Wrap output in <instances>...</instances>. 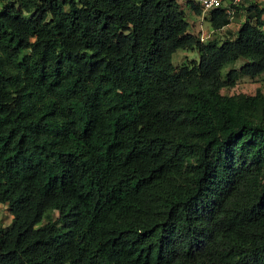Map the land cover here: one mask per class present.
I'll return each mask as SVG.
<instances>
[{"label": "trees", "instance_id": "1", "mask_svg": "<svg viewBox=\"0 0 264 264\" xmlns=\"http://www.w3.org/2000/svg\"><path fill=\"white\" fill-rule=\"evenodd\" d=\"M239 11L200 42L177 0H0V264H264V95L220 93L264 81V0Z\"/></svg>", "mask_w": 264, "mask_h": 264}, {"label": "rangeland", "instance_id": "2", "mask_svg": "<svg viewBox=\"0 0 264 264\" xmlns=\"http://www.w3.org/2000/svg\"><path fill=\"white\" fill-rule=\"evenodd\" d=\"M181 8L183 9V4H181ZM185 14V20L188 25L187 32L192 35H200V33L203 36H206L209 31H211V28L209 26V23L207 19L201 20L197 14H194L192 10H190L188 7H185L184 9ZM244 16V14L242 15ZM241 15L239 13L234 15V18L229 24V27H227L224 30L215 31L212 34H210V38H216L220 39V37H223L225 32H235L237 25L239 23ZM201 20V21H200ZM205 41V40H203ZM198 55L196 51H187V50H181L177 49L172 55H171V63L174 65V67L177 65H180L184 62H189L192 60H197ZM241 61H236L234 66H239ZM231 66H228L223 70V72L227 71ZM256 89H259L263 95H264V81H262L260 78H257L255 80H251L249 78H240L233 87L230 88H222L220 90V93L223 95H237V94H245V95H251L255 92ZM10 216L6 209L3 206H0V228L6 227L10 224Z\"/></svg>", "mask_w": 264, "mask_h": 264}, {"label": "built area", "instance_id": "3", "mask_svg": "<svg viewBox=\"0 0 264 264\" xmlns=\"http://www.w3.org/2000/svg\"><path fill=\"white\" fill-rule=\"evenodd\" d=\"M262 0H197L198 6L202 13H208L209 11L222 7L226 14L230 16L233 13L234 7L243 5H255Z\"/></svg>", "mask_w": 264, "mask_h": 264}, {"label": "clouds", "instance_id": "4", "mask_svg": "<svg viewBox=\"0 0 264 264\" xmlns=\"http://www.w3.org/2000/svg\"><path fill=\"white\" fill-rule=\"evenodd\" d=\"M186 1H187V0H177V3H178V5H179L180 8H181V4H183V7H184V8H183V9L181 8L183 11H184L185 7H187V6H186ZM192 1L195 2V3H197V0H192ZM262 1H263V0H262ZM262 1H261V2H262ZM259 3H260V2H259ZM259 3H258V4H259ZM197 4H198V3H197ZM241 5H242V6H247V5H243V4H241ZM239 6H240V5H239ZM219 8H222V7H219ZM222 9L224 10V8H222ZM224 12H225V10H224ZM233 13H234V10H233ZM233 13H232V14H233ZM225 14H226V12H225ZM226 15L228 16V14H226ZM198 16H199V18H200L201 20H205V19H206V16H207V13H202L201 10H200V14H199ZM228 18H229V24H230V22H231L232 19L234 18V14L231 15V18H230V16H228ZM201 20H200V21H201ZM242 21H243V19L241 20V22H242ZM241 22H240V23H241ZM240 23H239V24H240ZM226 26H227V25H226ZM226 26H225V27H226ZM223 28H224V27H223ZM223 28H222V29H223ZM222 29H221V30H222ZM212 32H213L212 30L209 31V33H208L206 36H203V35L200 33V35L198 36L199 41H200V42H205L206 40L210 39V34H212ZM203 40H205V41H203Z\"/></svg>", "mask_w": 264, "mask_h": 264}, {"label": "crops", "instance_id": "5", "mask_svg": "<svg viewBox=\"0 0 264 264\" xmlns=\"http://www.w3.org/2000/svg\"><path fill=\"white\" fill-rule=\"evenodd\" d=\"M238 13L241 15V17H240V19H239V23H240L241 20L243 19V16H242V15L244 14V12H243V11H239ZM239 23H238V25H237V28H238V26H239ZM227 27H229V24H228L226 27H224L222 30L226 29ZM237 28H236V29H237Z\"/></svg>", "mask_w": 264, "mask_h": 264}]
</instances>
